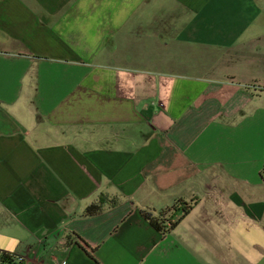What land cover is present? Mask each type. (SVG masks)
Wrapping results in <instances>:
<instances>
[{
    "label": "crops",
    "instance_id": "0c3cea01",
    "mask_svg": "<svg viewBox=\"0 0 264 264\" xmlns=\"http://www.w3.org/2000/svg\"><path fill=\"white\" fill-rule=\"evenodd\" d=\"M142 1L0 0V250L264 264V0H164L132 20ZM195 41L220 45L207 69L162 70ZM150 43L157 70L133 69ZM178 199L191 207L165 233L142 216Z\"/></svg>",
    "mask_w": 264,
    "mask_h": 264
},
{
    "label": "rangeland",
    "instance_id": "374dc122",
    "mask_svg": "<svg viewBox=\"0 0 264 264\" xmlns=\"http://www.w3.org/2000/svg\"><path fill=\"white\" fill-rule=\"evenodd\" d=\"M139 2V0H138ZM138 2L134 5L137 6ZM160 2L163 4H167L164 0H146V2L142 1L139 4L138 8V13L135 14L134 18L132 20L139 19L141 16V11H143L144 8L146 9L147 16L150 14L149 12L152 10V7H156ZM104 4H108V0H104ZM133 7V8H134ZM144 7V8H143ZM128 19V18H127ZM188 19V17H187ZM116 49L118 54H123V56H126L127 54L136 55L141 49V45L136 42H131L128 40V36L123 35L121 33L116 35ZM131 43V44H129ZM155 48L154 44L149 45V61H144V60H134L132 63L133 69L141 70H157L155 66V60H156V55L151 53V50ZM220 50V45H211L204 41H195V42H189L188 44L181 45L179 47V51L184 54L183 60H164L162 63H164V67L166 69L162 70H174L178 73H183V72H197L199 73L201 70L207 69L210 66V57L213 59H216L220 55V53L216 54L217 51ZM169 51V50H168ZM133 52V54H132ZM208 54V55H207ZM142 65V66H141ZM172 65V68H169ZM141 66V67H139ZM161 70V69H160Z\"/></svg>",
    "mask_w": 264,
    "mask_h": 264
},
{
    "label": "trees",
    "instance_id": "16d2710c",
    "mask_svg": "<svg viewBox=\"0 0 264 264\" xmlns=\"http://www.w3.org/2000/svg\"><path fill=\"white\" fill-rule=\"evenodd\" d=\"M181 200L178 199L174 201L170 207H168L166 210H161L156 213V215H153L150 212L142 211V216L144 219L148 221V223L157 231L161 233H165L169 231L171 227L175 225V223L179 220H175V222L170 221V217L172 216H167V212L169 210H181V215L185 214L191 207V203H186V202H180ZM100 210V205L99 203H91L87 205L84 209L83 214L84 215H93L97 213ZM170 222L169 226H166V222ZM83 247L87 248L89 247L85 242L82 241ZM13 258V254L4 252L0 250V264H4L5 262L10 261Z\"/></svg>",
    "mask_w": 264,
    "mask_h": 264
},
{
    "label": "built area",
    "instance_id": "2783aa9c",
    "mask_svg": "<svg viewBox=\"0 0 264 264\" xmlns=\"http://www.w3.org/2000/svg\"><path fill=\"white\" fill-rule=\"evenodd\" d=\"M169 224H170L169 221L166 222V226H169ZM4 264H38V263L36 261L35 262L29 261L22 256L13 255V258L10 261L5 262ZM49 264H66V260L54 256L49 258Z\"/></svg>",
    "mask_w": 264,
    "mask_h": 264
}]
</instances>
